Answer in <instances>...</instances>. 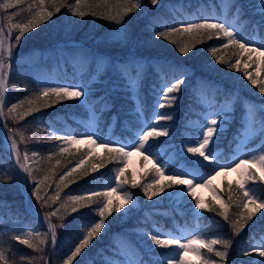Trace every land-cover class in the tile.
Segmentation results:
<instances>
[{
    "label": "trees",
    "instance_id": "trees-1",
    "mask_svg": "<svg viewBox=\"0 0 264 264\" xmlns=\"http://www.w3.org/2000/svg\"><path fill=\"white\" fill-rule=\"evenodd\" d=\"M187 1L191 4H185L187 10H191L198 1L199 3L203 1L206 5L210 2V0ZM212 1H214L217 8H219L217 0ZM162 2L163 4L159 5L158 3L156 6H153L150 0H143L144 7L140 11L133 12L125 17L123 24H116L114 21L102 18V16L93 17L92 15H88L81 20L73 16L66 7L62 8L59 13L53 15L51 20L40 24L33 31L26 33L20 44L12 48L13 54L10 61H8V63H10V74L4 111L7 113V108L24 100L25 103L17 108L18 113L24 112L29 107L27 99L34 98L35 94L40 91L41 87L37 86L33 79L28 76L27 70L28 62L37 60L39 57H45V63L42 69L47 71L51 70L53 67L58 68V79L50 86H62V83L66 81L69 84L77 81L76 73L69 62H66L67 75L65 76L61 74L62 69L58 64H52L54 61L53 55H55V53L53 50L54 44L51 41L59 40L61 30L65 27L68 28V34L72 36L74 41L73 44H76L78 40L83 41L80 47L82 48L84 56L93 53L97 58H113L112 60H117V63L132 60V67L145 60L148 69L138 86L139 94L137 99L141 102L142 109L148 117L153 115L155 100L157 94L160 92L161 86L180 76L181 73L186 74L187 79L185 83L182 85L180 91L175 94L178 98L174 102V107H165L159 110L172 115V120L162 122L169 126L170 132H172V140L179 142V145H182L184 141L183 132L188 128V126H186L187 119H185V114L193 115L191 106L199 108V104L196 102L198 95V87H195L197 84L196 78L203 81L220 83L221 91L219 94L217 93L215 95L217 102L230 99L234 91H236L239 93L241 92L245 98L259 99V97H262L263 100H259V102L264 103V95L260 94L258 88L253 86L248 81L247 77L244 76L245 71H250L246 68H242L247 55L245 53L241 54L237 45H230L226 49L221 47L217 52V56H222L225 60L229 61L230 64H236L239 55L240 59L236 68L226 67L221 63H214L215 57L212 56L208 49L210 46H219L226 43V39L222 36L219 40L215 37L212 40H207L205 38V42L198 44L196 48L193 49V52L186 56L180 55L176 45H173L169 41L155 39L154 33L156 31L166 30L167 27L172 25L178 26L180 22L187 21L185 18H183L182 21H178L170 10L171 6L164 3H172V0H162ZM2 3H7V0H0V4ZM30 3H32V0H24V3L18 5L16 8L0 9V26H4L7 23V16L12 13L20 12L21 8L25 9V11L20 12L19 15L13 16L12 22L26 23L31 16V13L27 10V6ZM67 3L74 4L75 0H67ZM115 3H117V0H110V4L114 5ZM146 5H148L147 14L143 15ZM239 5L242 12L240 19L243 18V20L246 21L244 27L245 31L251 36L254 33L253 26L256 25L258 26L259 34H264V17L259 13L258 0L233 1L229 7L230 16L236 14L237 6ZM207 7L209 6L207 5ZM49 10L52 9L49 8ZM84 10L89 11L87 8ZM99 11L103 12L102 9ZM201 19L202 17H199L193 21L200 22ZM121 27L127 29L126 34L128 40L121 42L123 34L119 37L109 38L113 30ZM57 29L60 30L57 31ZM16 32L17 31L14 30L13 33L16 34ZM86 34H93L96 36V39L87 40L88 37ZM39 61L43 62L41 59H39ZM263 67L264 63L262 65V68ZM96 69V62H91L88 65V74L86 75L94 73ZM107 73L106 69H100L97 72V76L104 78ZM253 75L258 81L260 80V77L256 76V73H253ZM97 83L93 82L89 85L91 88V95L85 103H81L75 99L66 100L41 111H37L25 117L22 121H12L9 116L3 117L5 121L4 133L6 137L11 135V133L8 132V128L19 130L14 138L18 141L21 156H23L25 152L29 154L30 159L27 162V166L33 170L37 179L42 178L49 168L56 165L57 160L60 161V164L56 165V177L52 181V186L47 188V191L43 193L44 195H53L56 190L55 184L58 182L59 176L69 168L75 167L77 161L81 157H84L85 162L78 172L83 169H88L91 165V163L88 162L89 148L87 146L72 145L68 153L59 154L61 142L53 141L49 138L56 129L54 127L64 129L68 127V124H64V122L69 123V125L73 127L74 133L81 134L85 131V127L79 123V119L81 117L86 118L88 115L86 104L90 102L93 103L95 97L98 99V97L104 93V90H102ZM106 100L111 103V105L101 111L99 116H97V132L99 136L104 137L110 128L109 132L111 137L120 136L124 138L127 136L133 139L134 131L139 128L140 121L137 114V102L131 95L130 90L123 87L115 92L107 94V97L103 96L100 98L97 101V105L95 104L98 112L101 103L106 102ZM241 104V101L238 100L235 108L230 109L229 118L225 119L227 126L221 128L222 132L216 144L213 146V149L222 148L223 153L231 151L235 127L238 124L241 125L243 121L244 112L241 108ZM112 119H115V124H112ZM52 124H54V126H52ZM191 131L197 132L196 130ZM20 133L25 137L24 142L20 141ZM2 138L3 131L2 124L0 123V247L4 248L9 260L16 261L17 264H29L28 258H36L32 260V264H45V261L39 259V257L43 256L46 258L51 243L50 237L43 251L37 252L14 239V237L18 235L14 230L8 228L10 224L6 223L18 219L21 222L33 224L37 220L34 216L35 208L40 209L44 216L49 213V209L47 206L41 208L40 204L35 201V198L31 196L33 183L30 177L28 178L27 186H25L29 187L30 200L29 202L25 201L19 188L17 172L7 151L4 149ZM158 139L160 143L157 144V146L160 147L168 141L166 137H159ZM7 140L11 146V141L8 138ZM180 150L181 160L185 165L196 167L200 164L198 157L187 154L191 157L189 160L185 158L184 151L182 149ZM33 152L38 153V155L33 157L31 155ZM49 155L53 156L51 161L46 159ZM41 157L45 159H41ZM118 164L119 162L117 161H105V166L103 168L95 172L90 171L89 175L83 178H80L78 174H74V176H76L75 182L69 184L67 188H64L60 194L61 199L66 201L68 196L79 195L83 191H88L100 186L105 178L110 177L111 167ZM200 166L203 167L206 172L212 168L202 164H200ZM253 171L257 170L253 169ZM21 173L24 183L27 174L23 171H21ZM153 173V170L146 171L145 176L143 177L142 175L141 178L136 181L138 187L132 188V171L130 172L128 169L125 170V177L129 180V183L123 185L122 188L133 193L137 205L134 206L130 213L113 211L105 220L106 227L91 241L89 247L84 249L81 255L74 259L73 264H92L88 262V259L97 264H108L103 261L102 256L104 252L111 257L116 256L119 244H117L118 242L115 240V236H124L131 239L136 247L143 253L142 256L151 259L153 264L157 262V258H155L154 254L162 255L171 250V248H156L152 245L148 236L149 233L155 232L152 227L153 224H151V217L154 218L156 224H163V227L169 226L172 230L176 231L172 225V218L168 216V214H164V211H168L173 207L171 197L168 194H162L149 201L143 194V188L148 185V181L153 177L151 176ZM246 187L256 188L257 192L262 194L261 198L264 199V182L259 181L258 171L257 182L255 184L249 182ZM237 189V180H227L224 181L222 187L217 190L219 198L229 203L228 212L231 220L238 219L240 211H247V209H240L237 207V204L243 197V192ZM230 192L234 199H236V204L228 201ZM204 201L214 206L215 211L197 210L192 207L194 206L193 199H188L186 200V204L182 205L186 208V221L193 226L199 225L197 229L204 239H232L233 245L229 249L228 262L236 260L238 264H240L241 260H238L237 255L238 250L245 246H249L253 236L256 237L264 234V209L258 212L256 216L248 222L239 235L234 236L233 229L231 228V221H225L219 215L221 208L219 204L216 203L214 197L206 198ZM96 206V203H93L91 205L92 210L84 208L76 213H71V208L69 207V212L63 215V221L57 216L50 218L51 223L57 225V239L48 264H63V260L70 254V250L77 242L79 234L86 231V226L89 225L93 217H95L96 220L99 219L98 215L93 211ZM144 209H147V212L150 213L149 216L144 214ZM193 210H196V213L192 212ZM157 211H160V213ZM192 214L194 216L196 215V217H193V220L191 219ZM177 217H181L182 222L185 220L183 216ZM61 223L63 224L62 227L60 226ZM46 232L47 230L39 228L31 233H40L43 235ZM21 239L24 238L21 237ZM30 239L33 243H38L39 237L33 235ZM214 248L215 250H223L220 245H215ZM91 252L93 255L91 254V257H88ZM201 252L207 258L215 260L217 264H219L220 258L216 257L214 252L208 253L207 249H202ZM117 256L122 259L121 256ZM22 257H24V259H22ZM250 258H252V256H246L242 261L247 264ZM197 264H199V261Z\"/></svg>",
    "mask_w": 264,
    "mask_h": 264
},
{
    "label": "snow or ice",
    "instance_id": "snow-or-ice-1",
    "mask_svg": "<svg viewBox=\"0 0 264 264\" xmlns=\"http://www.w3.org/2000/svg\"><path fill=\"white\" fill-rule=\"evenodd\" d=\"M160 0H150L151 5L156 6ZM24 3V0H7V3L0 4V9L16 8L18 5ZM67 8L68 11L75 17L83 20L86 16L92 15L93 17L102 16V18L109 21H114L116 24H123L125 17L129 16L133 12L140 11L143 7V0H117V3L110 4V0H75L74 4L67 3V0H32V3L28 4L27 10L31 13L27 22L13 23V16L19 15L20 12H24L25 9L21 8L20 12L12 13L6 17L7 23L4 26H0V118L9 116L12 121L24 120L25 117L32 115L37 111H41L48 107L54 106L66 100L75 99L81 103H85L88 97L91 95V88L87 84H69L66 86H46L40 89L35 94L34 98L27 99L29 107L22 113L17 112V108L21 107L25 101L21 100L17 104H13L7 108V113L4 111L6 104V93L8 91V79L10 74V61L12 57L13 46H18L25 37V34L33 31L40 24L51 20L53 15L59 13L62 8ZM259 13L264 17V0H258ZM51 8L52 10H49ZM87 8L89 11H85ZM100 9L103 12L99 11ZM239 18L242 12L237 8L236 12ZM239 19L229 21L226 18H221L215 14L203 17L200 22L192 20L180 22L179 25H172L167 27L166 30L156 31L154 33L155 39H163L169 41L173 45H176L180 55L186 56L193 52V49L200 43L207 40H212L214 37L219 40L221 36L226 39V43L219 46H210L209 51L212 56L215 57L214 63L224 64L226 67L236 68L239 63L240 56L238 55L236 64H230L222 56H217V52L220 48H228L230 45H237L240 53H248V60L252 63H257L253 56H259L264 58V34H258L255 38H248L242 31L239 30L237 24ZM254 31H258V26H253ZM16 30L18 34L13 36V32ZM118 33H122L121 42L128 40L126 34L127 29L121 27L116 29ZM264 63V60L261 61ZM247 68V64H245ZM120 71V68L117 69ZM122 78L123 72H121ZM244 76L255 87L258 88L260 94L264 95V79L257 80V78L250 72L245 71ZM187 76L185 73H181L180 76L174 78L170 82H166L160 88V92L157 95L155 108L150 122H145L140 126L133 142L130 144H123L120 141H113L110 139H102L94 131H90L84 134L77 133H61L56 132L49 138L53 141H60L61 146L59 148V154L68 153L70 146L87 144L90 146H99L103 144L107 149V153L104 159L99 163L93 162L88 169L82 168L85 160L81 157L75 167L69 168L62 175L59 176L58 182L55 184L54 195L42 196V192H45L47 188L52 186V181L56 177V165L60 164V161H56V165L49 168L42 176L37 179L33 173V170L27 166V162L30 157L27 152L21 156V152L18 147V141L15 139V135L19 131L18 129L8 128V132L11 133L7 138L11 141V152L15 157L16 163L19 168L27 174L24 179L25 186H27L28 178L30 177L33 183L31 196L35 198L41 208L43 206H51L52 204L60 201V194L67 188L69 184L75 182L78 174L80 178L89 175V172H95L105 166V161L112 162L117 161L123 163L125 167H116L114 183L115 187L106 185L105 190H93L91 192L68 196L66 201L61 202L60 207L55 211L47 213L45 220L47 221V232L41 235L40 233H28L29 238L21 239L16 236L14 239L19 243L26 245L30 249H34L37 252H42L44 246L48 243L49 237L51 241V247L54 250L57 239V225L51 223V217H56L63 221V212L71 208V213H76L84 208L91 209V205L96 203V208L93 210L99 219L95 217L86 226V231L81 232L77 237V242L70 250V254L63 260V264H73L76 257L80 256L84 249L88 248L91 241L98 236L102 229L106 227L105 220L112 214L113 211L119 212L124 209L126 205L135 206L133 193L124 189L121 192V202L114 204L110 198L112 192H116L122 189L123 185L129 183V180L125 177V169L127 165V158L136 153L143 156L145 161L152 163L155 169L156 177L164 176L165 170L168 169V163L159 159V153L153 152V147H156L160 143L159 137H169L171 135L169 126L161 123L162 121H170L173 119L172 115L159 111L165 107H174V102L178 98V93L185 83ZM132 87L131 84L128 85ZM256 105H251L248 108L247 121L245 124V132H253L264 135V121L259 123V127L256 126L255 113L257 111ZM259 110L264 111V107ZM142 106L137 104V114H142ZM0 123H5L3 119H0ZM225 123L224 119L216 114L215 118H209L204 126L201 127L197 138L195 139L193 146H187L183 151L185 158L191 159L187 154L196 156L200 160V164L212 167V172L219 175L224 171H236L240 174L241 180L237 181L238 191L243 192V197L240 199L237 207L240 209H247V211H240L239 218L231 220L229 216V203L221 200L218 195L214 196L216 203L219 204L221 211L219 215L225 221H231V228L233 229V235H239L241 231L246 227L249 221L262 209H264V199L261 198L262 194L258 193L254 187H246L251 182L255 184L257 182V171L259 172V181L264 182V147L260 149V154L251 155V159H239L238 162H234L233 165H221L218 162V157L213 151V146L219 139L222 132L221 125ZM6 126V124H5ZM20 141L24 142L25 137L20 133ZM111 145V147H110ZM91 151V148L89 149ZM33 157L38 153L33 152ZM155 158V159H154ZM41 159H45L41 157ZM48 161L53 159L52 155L46 158ZM256 169L257 171H253ZM171 174L166 177V183H160L158 179H154L153 182L143 188V194L147 200L151 201L154 197L161 196L162 194L179 195V196H191L195 201L194 208L197 210H207L209 212L215 211L214 206L206 203L203 198L198 197L195 189L197 187H209L211 179L214 178L212 173H209L207 177H197L194 173L183 170H169ZM132 188L138 187L135 179L131 181ZM176 188L175 193H167L166 190ZM213 193H216V189L212 188ZM228 201L236 204L231 192L228 195ZM251 205V207H250ZM127 211H131L128 208ZM40 209H38V214ZM61 227L63 224L61 223ZM35 235L39 237L38 243H33L31 237ZM149 239L156 248H171L175 252L174 256H169L164 264H193L188 258L187 254L192 253L196 256L199 264H217V261L207 258L202 254V249H207L208 253L215 254L219 257V264H230L228 262L229 249L233 245L232 239L213 238L210 240L202 239L199 236L193 235L192 238L183 236H175L164 232H152L148 234ZM220 245L223 250H215L214 246ZM255 253L259 258H264V242L259 246L253 244L245 246L238 250V256H252ZM24 259V257H22ZM29 264H32V260L36 258H28ZM39 259L44 260L47 264L45 257L41 256ZM0 264H17L16 261H10L3 247H0ZM131 264V262H130ZM139 264V262H137ZM155 264H160L159 261ZM240 264H245L241 261ZM247 264H264V259L250 260Z\"/></svg>",
    "mask_w": 264,
    "mask_h": 264
},
{
    "label": "rangeland",
    "instance_id": "rangeland-1",
    "mask_svg": "<svg viewBox=\"0 0 264 264\" xmlns=\"http://www.w3.org/2000/svg\"><path fill=\"white\" fill-rule=\"evenodd\" d=\"M219 1H220L219 4L221 3L220 6L222 8L223 15L222 16L217 15V16L221 18H226L229 21L237 20L238 19L237 15L230 17L227 13L228 7L230 3L232 2V0H219ZM164 3L166 5L168 4V6H171L170 3H167V2H164ZM185 3H186V0H176L175 3H172V6L175 7V10L178 9L176 14L178 13L179 16H185L186 20H188V18L190 17L196 16L197 15L196 10H201L203 8V6L201 5L200 7H198V9H192L191 13H189L187 10L184 9ZM160 4H163L162 0H160L159 5ZM147 9H148V5L145 6V13L143 15L147 14L146 13ZM212 13L213 14L216 13L214 9H212ZM213 14H210L209 12L204 13L205 17L213 15ZM178 20L182 21L181 18H178ZM237 27L239 28L240 31H242L250 39L255 38L257 36L256 31L252 35V37H250L248 33L245 32L244 21L239 20ZM58 30L60 29H57V31ZM16 34H18V32H16ZM14 35L15 34L13 33V36ZM86 35L88 37L87 40L96 39V36L93 34H86ZM121 35L122 33H118L116 30H113L109 38L119 37ZM51 42L54 44V47H53L54 53L57 52L56 56L53 55L54 60L56 59L58 61V63L62 66V69L65 68L64 63L66 61L71 62V64H74L76 66L74 70L78 73V77H77L78 83L77 84H88L89 85L93 81H96V82L98 81L97 83L98 86L102 88V90H104V93L102 95L106 97H107V94L115 92L124 87L125 89L130 90L131 95L133 96V98L136 99L137 104L139 103L141 105V102L139 101V99H137L138 94H139L138 86L140 85V82L148 69L147 63L145 62V60L143 62L141 61L138 64H135V66L132 67V62H131L132 60L126 61V62L121 61V63L120 62L117 63V60H112L113 58L107 59V58L98 57L96 71L100 69H106L108 73L105 75L104 78H100V76H97V73H93L92 75L88 76L86 83H84L82 77L84 76V74H86L85 70H86L87 64L94 58L95 55L93 53H89L87 56H84L82 48L80 47L82 46L83 41L78 40L76 41L77 42L76 44H73L74 41L72 39V36L68 34L67 27L61 30L59 40L57 41L52 40ZM13 47H15V45ZM68 53L70 54L71 57L69 56ZM245 54L247 55V57H246V61L243 64L242 68H245V64H247L246 69L250 70L248 72L252 74L256 73V76L260 77V80L264 79V67L262 68L263 63L261 62L262 60H264V58L254 55L253 59L257 63H252L251 61L248 60V53L245 52ZM77 56H81V57H77ZM44 63H45V59L43 60V62L34 60L27 67L28 76L30 77L32 76L36 80V82L41 85L50 82L55 77L54 72L49 74L47 71L42 69V66ZM118 68H120V71L117 70ZM121 72H123L124 78H122ZM195 80L197 81L196 82L197 84L195 85V87L196 86L198 87V91H197L198 95L196 98V102L199 104V108L191 106L193 115L185 114V119H187L186 126H188V128L185 132H183V136H184L183 144L182 145L176 144L177 141L172 140V135H170L169 137H166L168 139L166 144H164L162 147L157 146L152 149L153 152L159 153L160 160H163L168 163L169 167L168 169L165 170L164 176L157 178L155 175V169L153 168L152 163L145 161L143 156L136 154V153L132 154L131 156L127 158L128 162H127L125 170L128 169L130 170V172L132 171V179H135V181H138L142 175L144 177L146 174V171L153 170L154 173L151 175L153 177L148 181V185L151 184L154 179H158L160 183H166L167 182L166 177L171 174V171L169 170H173V171L183 170V171L194 173L197 177H207L209 173H212L214 178L211 179V184L209 187H197L195 189L197 196L205 200L206 198L217 195V190L218 188H220L224 180L234 178L240 181L241 180L240 174L236 171H224V172H220L219 175H216L215 173L212 172V168L209 169V172L206 173V170L203 167H201L200 164H198L196 167L185 165L183 161L181 160L182 157H181L180 149L184 150L187 146L194 145L195 139L197 138L201 127L206 124L209 118H215L216 114H219L224 119V121L226 118H229L230 109L235 108L238 100H240L242 103L241 108L243 109L244 117H243V123L241 125L238 124L235 127V130H234L235 133L233 137L234 141L232 142V150L229 152L223 153L222 148H214L213 151L215 155L218 157V162L221 165H233L234 166V162H238L239 159H251L252 154L259 155L260 149L264 147V135H261L259 133H253V132L246 133L245 124L247 121V113H248L249 106L256 105L258 110L255 113V120H256V126L259 127V123L261 121H264V111L259 110L261 107H264V103L259 102V100H263L262 97H259V99H253V98L246 99L245 96L241 92L239 93L236 91H234L230 99L228 100L225 99V100H222V102H217L215 95L217 93L219 94V92L221 91L220 83L203 81L197 78ZM129 84H131L132 87H129L128 86ZM155 103H156V100H155ZM110 105L111 103H109L107 100L106 102H102L99 108V112L96 110L95 106L93 107L92 105H89L88 106V111H89L88 118L79 119L82 125L86 126L87 128L86 131L81 134L94 131L97 135H99V133L96 130L97 116H99L100 112L105 110ZM154 108H155V105H154ZM151 118H152L151 115L148 117L145 114V112L142 111V114L139 115V121H140L139 128L145 122H150ZM112 120H113L112 124H115V119H112ZM226 123L227 122L225 121V123H223L220 127L221 128L226 127L227 126ZM52 126H54V124H52ZM54 128H56L54 132H56L57 134L74 133V130L72 127H66V129H62L59 127H54ZM139 128H137V130L134 131V136L136 135V132L138 131ZM194 129H197L198 132L194 133L191 131ZM109 131H110V128L107 131V134L101 138L110 139L113 141H120L123 144H130L133 142L134 138L129 139L128 137L122 138L120 136L111 137ZM170 133L172 134V132ZM254 142L255 144H253ZM81 146H87L89 149L91 148V151H89V161H88L91 164L93 162L99 163L101 160L104 159V156L107 153V149L105 148L103 144H100L99 146H90L87 144H83ZM116 167H125V165L123 163H119L118 165H113L111 167L110 177L105 178L103 183L100 184V186H98L97 189L95 190L103 191L105 190L106 185H111L115 187L114 176H115ZM212 188L216 189V193H213ZM124 189L125 188H122L119 191L112 192L110 198L113 200L114 204H118L119 202H121V199H122L121 192ZM25 190L29 194V187H26ZM87 192H91V190L83 191L81 192V194L87 193ZM166 192L175 193L176 188L168 189L166 190ZM43 193L44 192H42V196L47 198V195H44ZM169 196L171 197V201L173 202V207L172 209L168 211H164V214H168V216L172 218V223L177 229V232H174L169 227L162 228L159 224H156L154 221V218L151 217V221H152L151 224H153L152 226L155 228L156 232L159 231V232H164V233L172 234L175 236H183L187 238H192L193 235H196L204 239L200 235L199 230L197 229L199 225L193 226L189 224L187 221H184L183 224H181L180 223L181 217H179L180 219L177 217V216H183V218L186 217L185 215L186 208L182 205L186 204V200L192 199V197L191 196H179V195H169ZM134 201H135V206H136L137 205L136 200L134 199ZM61 202H63L62 199H60V201H58L57 203L52 204L50 207L47 206L49 209L48 212L50 213L52 211H55L57 208H59ZM193 204H195V201H193ZM128 208H131L132 210L134 206L126 205L125 208L121 209L120 211L124 213H130L131 211L130 212L127 211ZM67 212H69L68 209L66 212H63V215ZM157 212L160 213V211H157ZM192 212L196 213V210H193ZM144 214L149 216L150 213L147 212V209H144ZM177 214H181V215H177ZM193 217H196V215L195 216L193 214L191 215L192 220H193ZM11 223H13L14 226L10 228L13 230H17L18 234L26 238L28 237V233L39 229L41 225L37 223V221H35L33 224H30V223H25V222L21 223L18 220H14ZM258 237L256 238L254 237L252 243H250L249 245L255 244L259 246L262 242H264V236H262L261 239H259ZM115 240L118 242L117 244H119L118 246L119 249L118 251H116L117 252L116 256L119 255L122 257V259L118 257H111L109 254L103 253L104 254L102 256L103 261L107 262L108 264H130V262L131 264H137V262H139V264H152L151 259H148L146 256L142 257L143 253L141 252L140 249L136 247L135 243L131 239H128L127 237H124V236H121V237L115 236ZM91 254L93 255V253L91 252L89 253L88 257H91ZM174 255H175V252L173 251V249H171L170 251L165 252L163 255L155 254L154 256L155 258H157V261H159L160 264H164V262L169 256H174ZM187 256L193 262V264L198 263L197 258L194 254L188 253ZM245 258L246 256H238V259L240 260L245 259ZM258 259L259 257L255 253H253L252 258H250V260H258ZM233 262L235 264H238V261H233ZM90 263L97 264L96 262H93L91 260H90Z\"/></svg>",
    "mask_w": 264,
    "mask_h": 264
},
{
    "label": "water",
    "instance_id": "water-1",
    "mask_svg": "<svg viewBox=\"0 0 264 264\" xmlns=\"http://www.w3.org/2000/svg\"><path fill=\"white\" fill-rule=\"evenodd\" d=\"M4 146L6 147V149H8L9 150V144H8V142H7V140H6V137L4 136ZM11 155H12V157H13V159L15 158L14 157V155L12 154V152H11ZM16 163V162H15Z\"/></svg>",
    "mask_w": 264,
    "mask_h": 264
}]
</instances>
